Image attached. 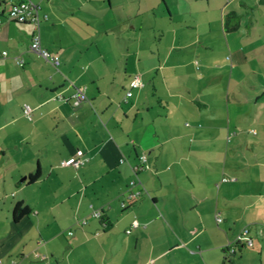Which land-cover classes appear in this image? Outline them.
Listing matches in <instances>:
<instances>
[{"label":"crops","instance_id":"crops-1","mask_svg":"<svg viewBox=\"0 0 264 264\" xmlns=\"http://www.w3.org/2000/svg\"><path fill=\"white\" fill-rule=\"evenodd\" d=\"M32 1L60 65L0 0V264H264V0Z\"/></svg>","mask_w":264,"mask_h":264},{"label":"built area","instance_id":"built-area-1","mask_svg":"<svg viewBox=\"0 0 264 264\" xmlns=\"http://www.w3.org/2000/svg\"><path fill=\"white\" fill-rule=\"evenodd\" d=\"M10 9L8 13V18L11 21H14L19 24H31L35 27V33L32 39V42L29 46V50L33 53L38 54L44 60L52 64L54 67H58L60 65V58L57 55L51 54L48 50L44 49L41 42V35H40V26L42 21L47 20L48 16L42 14V8L38 3L33 2L32 0H10ZM1 24V21H0ZM3 56H7V52L2 53ZM21 62V61H19ZM142 86V82L139 77H135L130 84V91L127 92L126 98L129 99L133 96V89L140 88ZM62 98V97H60ZM73 105L77 106L81 102L86 100V95L84 90L77 89L76 93L72 97ZM24 114L30 118L31 109L28 106H24L23 108ZM142 163H146V156L140 157ZM87 158L82 150H78L75 156L65 160L63 162V166L65 167H74L79 169L83 167L87 163ZM228 178H223L222 182H228ZM135 182H132L130 186H134ZM219 187V184L217 185ZM141 193L137 192L134 194V197L139 196ZM102 216V212L97 210L92 213V217L100 218ZM217 221L221 223L223 220L221 218V213H217L216 215ZM87 224V220L83 219L79 222V225L84 226ZM134 226H137V222H134ZM72 234V232H70ZM237 245H244V246H253V241L250 238L249 230L244 229L239 236L237 237L236 244L230 246L228 248V253L232 256L237 252ZM153 264V263H151Z\"/></svg>","mask_w":264,"mask_h":264},{"label":"trees","instance_id":"trees-1","mask_svg":"<svg viewBox=\"0 0 264 264\" xmlns=\"http://www.w3.org/2000/svg\"><path fill=\"white\" fill-rule=\"evenodd\" d=\"M40 177V173L39 171L36 173V175H34L33 177H31V181L34 182L36 179H38ZM30 209L29 207L23 205L22 203H19L16 205L15 209H14V219L15 221H19L21 219H23L24 217L28 216L30 214ZM240 245H237V247H239Z\"/></svg>","mask_w":264,"mask_h":264}]
</instances>
